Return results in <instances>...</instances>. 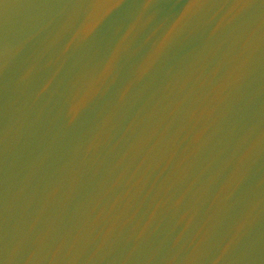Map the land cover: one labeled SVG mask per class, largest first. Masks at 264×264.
<instances>
[{"label": "water", "instance_id": "95a60500", "mask_svg": "<svg viewBox=\"0 0 264 264\" xmlns=\"http://www.w3.org/2000/svg\"><path fill=\"white\" fill-rule=\"evenodd\" d=\"M0 264H264V0H0Z\"/></svg>", "mask_w": 264, "mask_h": 264}]
</instances>
